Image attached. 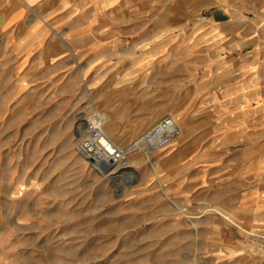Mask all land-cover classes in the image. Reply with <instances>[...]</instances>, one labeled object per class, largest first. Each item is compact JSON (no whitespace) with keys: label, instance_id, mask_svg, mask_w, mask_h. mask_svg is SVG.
Listing matches in <instances>:
<instances>
[{"label":"rangeland","instance_id":"rangeland-1","mask_svg":"<svg viewBox=\"0 0 264 264\" xmlns=\"http://www.w3.org/2000/svg\"><path fill=\"white\" fill-rule=\"evenodd\" d=\"M65 1L44 0L33 3L35 7L9 0L11 12L23 10L21 20L26 14L35 20L50 12L49 24H68L74 32L65 35L60 29L63 38L41 54V61H27L16 70L18 50L5 39L25 35L27 29L23 21L5 28V0H0V264H264V219L252 216L258 207L251 204L242 211L237 205L203 204L177 211L178 205L164 201L157 190H151L156 195L150 202L139 200L149 193L138 195L135 186L160 176L159 166L149 161L155 154L148 158L142 154L147 150L135 145L152 124L136 123L135 114L144 109H132L130 102L113 105L111 99L121 96L115 90L132 77L119 78L114 69L100 75L106 64L123 65L122 70L135 64L137 54L147 51V37L188 38L189 23L205 20L204 14L166 16L139 0H121L116 7L113 0H70L62 13ZM129 6L134 10H127ZM256 6L250 4L246 16ZM120 22L123 27L117 29ZM99 53L122 54L128 61L103 63L96 59ZM54 54L58 68L46 61L41 70L30 69ZM167 60L172 58L158 59L154 70ZM179 80L170 75L163 84L155 77L151 85L173 91ZM153 96L161 100L159 93ZM177 110L155 107L153 114L157 121ZM97 112L111 118L114 139L107 137L128 157L127 164L118 170H112L117 164L110 166L103 176L78 149L80 127L88 129L86 123ZM250 143L252 163L264 142ZM130 146L142 152L128 153ZM223 206H233L236 219H210L221 217ZM246 212L251 215L244 218Z\"/></svg>","mask_w":264,"mask_h":264},{"label":"crops","instance_id":"crops-1","mask_svg":"<svg viewBox=\"0 0 264 264\" xmlns=\"http://www.w3.org/2000/svg\"><path fill=\"white\" fill-rule=\"evenodd\" d=\"M41 1L44 0H23L24 6ZM66 1L67 8L62 13L68 10L70 0ZM120 1L113 0L114 7ZM139 1L150 6L148 8L151 11L163 12L165 15L171 12H199L205 16V20L189 23L192 31L188 38L173 40L147 37L143 40L148 46L147 51L137 54L135 60L131 59L135 64L130 68L122 70L123 65L116 68V64H106L101 70L100 75L114 69L115 74L119 73V78H133L115 90L121 91V96L110 99L114 101H111L113 105L130 102L132 109H144L139 115L135 114L136 123L154 125L158 122L162 117L156 121L157 117L153 114L155 107L178 109L172 113L176 115L175 118L166 116L174 119L180 129V136L171 147L170 144L160 151H148V158L155 154L149 161L159 166L160 176L155 181L135 186L139 189L138 195L149 193L146 198L141 195L139 200L150 202L157 190L162 191L164 201L178 205L177 211L181 210V206L203 204L237 205L242 206L243 211L252 204L259 209L258 213L252 210V216L257 215V220L264 219V149L260 155H255L254 162H250L253 153L250 147L254 145L250 142L256 140L258 145L264 142V0ZM8 2L5 0V28H12L23 21L27 29L25 35L11 37L8 42L5 39V44L11 42L18 50L19 55L13 59L19 62L16 70L27 61H41V54H47V50L63 38L58 35L60 29L65 35L74 33L68 24H49L50 12H45L35 20L26 14L21 20L23 10L22 13L21 10L11 12ZM250 4L251 7L257 6L251 8V16H246ZM32 6L36 7L35 4ZM127 10L132 11L134 8L129 6ZM170 23L168 26L173 27ZM119 25L117 29H122L121 22ZM155 25L153 23L152 28H158V24ZM124 27L131 25L125 23ZM100 28L105 27L101 25ZM174 46H177V51H174ZM86 56L90 57L89 54ZM125 57L122 54L99 53L96 59L103 63L110 60L128 61ZM170 57L172 60H167L165 65L157 68V72L154 70L158 59ZM46 61L50 66L53 65V69L58 68L56 63L59 59L54 54L43 64H32L30 69L41 70ZM61 69L55 73L56 77L61 74ZM170 75L182 78L174 92L169 87L151 85L155 77H160L163 84L168 83ZM146 78L147 84L143 82ZM155 93L161 96L160 101L153 96ZM107 123L106 119V133ZM225 146L230 148L225 149ZM232 208L229 206L226 210L223 206V215H214L210 219L232 221L236 219L231 213ZM249 215L246 212L244 218ZM259 224L254 223L257 230L262 228Z\"/></svg>","mask_w":264,"mask_h":264},{"label":"built area","instance_id":"built-area-1","mask_svg":"<svg viewBox=\"0 0 264 264\" xmlns=\"http://www.w3.org/2000/svg\"><path fill=\"white\" fill-rule=\"evenodd\" d=\"M87 133L79 142L78 149L91 164L116 165L125 155L123 148L117 146L101 130L102 121L91 120L87 123ZM180 136V129L170 116L161 118L149 127L136 140L135 145L147 151H160ZM114 163V164H113ZM101 166V165H100Z\"/></svg>","mask_w":264,"mask_h":264},{"label":"bare ground","instance_id":"bare-ground-1","mask_svg":"<svg viewBox=\"0 0 264 264\" xmlns=\"http://www.w3.org/2000/svg\"><path fill=\"white\" fill-rule=\"evenodd\" d=\"M172 117H174L175 118V116L174 115H172ZM99 119L102 121V124H101V130H102V132L104 133V134H106L108 137H110L107 133H109L110 135H111V133H110V130H111V128L108 126V124H109V122H110V120H111V118H109L105 113H103V112H97V113H95V115H93L92 117H90L89 118V120L88 121H91V120H96V121H99ZM106 119H107V126H106V131H107V133L105 132V130H104V124H105V122H106ZM177 121V120H176ZM181 125V124H180ZM181 127V126H180ZM86 133H87V130H86V125L84 124V126H82V127H80V136H84V135H86ZM112 136V135H111ZM111 138V137H110ZM135 149V148H134ZM137 150V149H136ZM133 150L132 149V147L130 146L129 147V149H128V153L129 152H131V153H134V152H142V151H140V150ZM126 151V150H125ZM149 152L148 151H143L142 152V154H148ZM124 155H126L125 153H124ZM126 158V159H125ZM125 160V161H124ZM119 162H121V163H118L115 167H114V169H112V170H118L119 169V167H122L121 165H125V164H127L128 163V157L127 156H124L122 159H120V161ZM114 164V163H113ZM101 165V166H100ZM93 168H94V170H96L98 173H100L102 176H103V174H104V172H106L107 171V169H108V167H110V166H112V164L111 165H102V164H100L99 163V165L97 166L96 164H92L91 165ZM102 167V168H101Z\"/></svg>","mask_w":264,"mask_h":264},{"label":"water","instance_id":"water-1","mask_svg":"<svg viewBox=\"0 0 264 264\" xmlns=\"http://www.w3.org/2000/svg\"><path fill=\"white\" fill-rule=\"evenodd\" d=\"M89 162H91V159H89Z\"/></svg>","mask_w":264,"mask_h":264}]
</instances>
